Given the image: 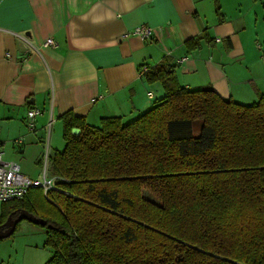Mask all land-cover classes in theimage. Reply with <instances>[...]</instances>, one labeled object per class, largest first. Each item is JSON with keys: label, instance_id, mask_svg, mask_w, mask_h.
Returning a JSON list of instances; mask_svg holds the SVG:
<instances>
[{"label": "trees", "instance_id": "16d2710c", "mask_svg": "<svg viewBox=\"0 0 264 264\" xmlns=\"http://www.w3.org/2000/svg\"><path fill=\"white\" fill-rule=\"evenodd\" d=\"M144 78L165 96L130 124L62 116L52 189L1 204L0 226L44 221L27 220L45 230V264H264V93L244 106L183 89L170 59Z\"/></svg>", "mask_w": 264, "mask_h": 264}, {"label": "crops", "instance_id": "0c3cea01", "mask_svg": "<svg viewBox=\"0 0 264 264\" xmlns=\"http://www.w3.org/2000/svg\"><path fill=\"white\" fill-rule=\"evenodd\" d=\"M262 0H0V144L32 179L65 147L62 116L130 124L165 96L138 77L163 59L181 88L244 106L264 93ZM150 40L126 36L137 27ZM199 39L190 51L185 43ZM52 40L55 46H45ZM37 109L33 131L26 114ZM20 140L21 142H18ZM48 174L50 176H48ZM50 257L52 250L49 248ZM49 257V258H50Z\"/></svg>", "mask_w": 264, "mask_h": 264}, {"label": "built area", "instance_id": "2783aa9c", "mask_svg": "<svg viewBox=\"0 0 264 264\" xmlns=\"http://www.w3.org/2000/svg\"><path fill=\"white\" fill-rule=\"evenodd\" d=\"M134 36L140 40H150L153 36V30L149 26L137 27L126 36ZM45 46H55L52 40H48ZM149 71V67L144 64L138 70V77L144 78ZM40 114L37 109H31L26 114V121L29 130L33 131L35 119ZM18 142H21L18 140ZM3 149L0 144V204L22 199L30 189H42L46 194L53 187V181L46 177L45 170L38 178L32 179L20 172L19 165L14 162L3 159Z\"/></svg>", "mask_w": 264, "mask_h": 264}, {"label": "rangeland", "instance_id": "374dc122", "mask_svg": "<svg viewBox=\"0 0 264 264\" xmlns=\"http://www.w3.org/2000/svg\"><path fill=\"white\" fill-rule=\"evenodd\" d=\"M200 125L199 121L193 123L195 136L200 132ZM143 195L146 199H151L146 192ZM16 226L9 238L0 240V264H45L50 251L44 244V228L27 220H21Z\"/></svg>", "mask_w": 264, "mask_h": 264}, {"label": "water", "instance_id": "95a60500", "mask_svg": "<svg viewBox=\"0 0 264 264\" xmlns=\"http://www.w3.org/2000/svg\"><path fill=\"white\" fill-rule=\"evenodd\" d=\"M78 129H72L71 133L75 136L79 134ZM21 220H31L34 223L45 225L44 221L36 219L34 216L24 213L18 216L15 220H11L10 218L7 219V221L0 226V239L7 237L13 230L14 227H16L17 223Z\"/></svg>", "mask_w": 264, "mask_h": 264}]
</instances>
